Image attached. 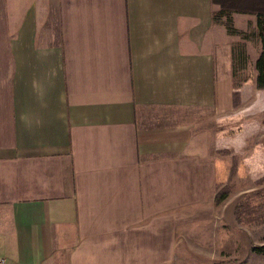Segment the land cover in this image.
<instances>
[{"label": "crops", "instance_id": "1", "mask_svg": "<svg viewBox=\"0 0 264 264\" xmlns=\"http://www.w3.org/2000/svg\"><path fill=\"white\" fill-rule=\"evenodd\" d=\"M217 9L0 0L5 264H156L180 228L224 207L264 218V192L251 193L264 179V88L231 77L260 46L234 63L223 22L236 12ZM229 180L247 185L216 202Z\"/></svg>", "mask_w": 264, "mask_h": 264}, {"label": "rangeland", "instance_id": "2", "mask_svg": "<svg viewBox=\"0 0 264 264\" xmlns=\"http://www.w3.org/2000/svg\"><path fill=\"white\" fill-rule=\"evenodd\" d=\"M231 15L232 17L224 20H226L227 27L234 29L235 32L230 33L223 22L230 37V42L227 39L223 42V47L232 43L231 59L240 65L235 58V53L233 58V52L245 51V48L248 52H256L260 46L256 35L255 16L252 17L246 13H232ZM246 61L247 57L245 63ZM240 69L242 71L232 68L238 74V77L234 76L235 79L241 80L239 84L246 79L252 80L255 84L254 63L253 67L244 64ZM239 173L242 174V171L239 170ZM229 182L230 180L217 186L216 202L247 185L242 182L232 186L229 185ZM254 183L253 187L255 188L251 193L258 189L264 192V186H262L264 179ZM252 209H240L239 205L232 208L224 207L221 218L209 216L207 219L192 222L190 225L180 228L176 233L179 235L185 233L186 237L184 235L182 239L177 237L178 239L175 238L173 244L168 243L166 250H159L156 264H264V218L255 215ZM186 228H188V232H185ZM203 246H208L210 249L201 248Z\"/></svg>", "mask_w": 264, "mask_h": 264}, {"label": "trees", "instance_id": "3", "mask_svg": "<svg viewBox=\"0 0 264 264\" xmlns=\"http://www.w3.org/2000/svg\"><path fill=\"white\" fill-rule=\"evenodd\" d=\"M211 2L218 7L213 14L215 17L217 15L226 17L231 12L253 14L255 16L256 35L259 39L260 50L254 60V69L256 71L254 81L256 87L264 88V0H211ZM228 31L230 33L235 32L232 28H228ZM234 53L239 64H244L246 60L245 51L233 52V58ZM237 75V72L231 71L234 87H237L241 81L235 79V77H238Z\"/></svg>", "mask_w": 264, "mask_h": 264}, {"label": "built area", "instance_id": "4", "mask_svg": "<svg viewBox=\"0 0 264 264\" xmlns=\"http://www.w3.org/2000/svg\"><path fill=\"white\" fill-rule=\"evenodd\" d=\"M0 264H5V259L0 256Z\"/></svg>", "mask_w": 264, "mask_h": 264}]
</instances>
